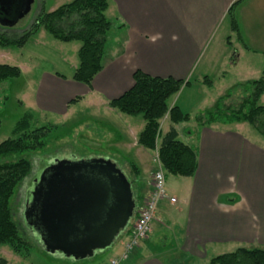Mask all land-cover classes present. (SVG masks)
Returning a JSON list of instances; mask_svg holds the SVG:
<instances>
[{"label":"crops","instance_id":"crops-1","mask_svg":"<svg viewBox=\"0 0 264 264\" xmlns=\"http://www.w3.org/2000/svg\"><path fill=\"white\" fill-rule=\"evenodd\" d=\"M107 3L105 16L114 25L105 46L102 70L90 86L72 80L79 65L80 44L62 43L72 45L68 50L61 46L59 53L62 67L68 66L63 69L68 75L55 71L32 78L21 90L22 97L18 100L21 107L64 121L76 114L74 107L78 103L86 105L94 117L102 112L116 115L108 106L109 101L129 90L133 73L141 71L151 77L188 81L167 105L169 109L178 107L193 123L195 116L210 110L232 86L262 76L264 0H107ZM9 57L10 47L0 49V64H5ZM185 91L187 97L182 100ZM195 93L205 105L193 104L188 112L186 106ZM76 98L79 101L71 104ZM262 101L264 94L259 103ZM164 118L166 130L162 135L174 128L178 140L180 132L192 138L190 132L186 133L189 122L172 125L167 122L168 115ZM121 124L131 137L108 146L126 156L136 151L134 159L128 156L132 159L129 165L140 173L136 196L142 190L145 196L151 191L152 176L148 173L153 167L146 157L150 151L137 144L145 124L128 119ZM195 128L196 124H192L190 129ZM253 132L246 123L198 128L193 146L197 151L196 172L190 178L174 177L180 179L175 184L181 183L178 212L182 216L173 222L176 231V235L172 231L173 242L168 247H158L150 240L155 230L163 226L157 212L159 204L177 203L173 193H167L175 202L165 199L158 204L153 224L160 227L153 229L152 224L148 237L121 264H208L212 258L240 248H264V138ZM98 158L108 159L119 167L118 158ZM136 163H140L139 167Z\"/></svg>","mask_w":264,"mask_h":264},{"label":"trees","instance_id":"trees-1","mask_svg":"<svg viewBox=\"0 0 264 264\" xmlns=\"http://www.w3.org/2000/svg\"><path fill=\"white\" fill-rule=\"evenodd\" d=\"M107 8V0H72L50 13H44L41 8L33 23L21 33L17 32V29L14 30L15 28L0 26V48H22L37 28L42 27L52 39L60 43L80 44L77 52L79 65L72 80L90 86L94 77L102 70L105 46L114 25L105 16ZM20 76L19 68L0 65V85L16 80ZM132 80V87L118 98L110 100L108 106L127 117L142 118L145 125L138 135L137 144L148 151L156 150L157 158L165 174L173 177H193L197 168L196 148L178 140V134L174 128H170L163 137H160L159 129V121L166 115L172 125L189 121L188 114L183 113L176 106L169 109L167 105L168 100L178 94L189 82L173 78L151 77L141 71H135ZM204 82L210 84L208 80ZM3 90L0 106L7 100L6 89ZM236 93L240 95V101L231 105L228 100ZM263 94L264 71L258 80L232 86L217 99L210 110L195 116L196 134H198V128L212 124L246 123L257 135L264 138V106L259 105V99ZM78 101L79 98H76L70 103L74 104ZM31 121L32 115L25 114L12 130L14 138L0 143V160H2L0 163V246H9L16 255L30 253L32 243L25 234H33L24 218L26 206L22 214V223L18 221L12 208L11 198L14 191L20 188L32 173L31 159L24 157L16 159V157L44 151L50 134L47 127L31 130ZM190 133L193 132L190 131ZM41 164L37 173L48 166L47 161H41ZM130 167L138 183V171L134 166L130 165ZM31 187L32 182L27 192ZM27 192L24 197L25 205L29 200ZM136 195L137 191L134 193V196ZM129 229L130 227L125 233H128ZM0 264L10 263L0 258ZM208 264H264V250L240 248L232 253L216 256Z\"/></svg>","mask_w":264,"mask_h":264},{"label":"rangeland","instance_id":"rangeland-1","mask_svg":"<svg viewBox=\"0 0 264 264\" xmlns=\"http://www.w3.org/2000/svg\"><path fill=\"white\" fill-rule=\"evenodd\" d=\"M71 1L72 0H33L28 16L14 30L17 29V32L21 33V31L29 28L38 12L40 11L39 9L42 8V11L44 13H50L56 10L58 7L70 3ZM37 29H39V32L35 35H32L23 48L10 47L11 57H9V59L5 61V64H0L17 67L21 71L22 75L16 80H10L0 85V102H2L1 93L4 92L3 89H6L7 95V100L2 106H0V143L4 142L5 140L14 138L12 130L14 129L15 124L27 113H30L32 115V121L30 122L31 130L40 127H47L50 130V134L47 137V145L44 151L28 153L23 156L16 157V159H18L19 157L31 159L32 162L31 175L25 180L24 184L20 188H16V190L14 191V195L11 198V203L13 205L12 208L16 213L18 221L22 223V214L24 207L26 206L24 204V197L27 189L29 188L30 182H32L31 179L35 178L37 172L41 168V161L49 162V160L50 164H53L55 161H79L84 159H94L100 156L118 158V168L124 174L125 178L130 184L134 200L136 198V205L138 208L137 210H139L143 204V201L148 197L149 194L144 196L142 190L139 193V197L134 196L135 191H137L138 189V186L136 188L137 179L131 172L129 162L131 163L132 159H134L133 156L137 155V153L136 151H133L132 154H127L126 156V154L119 152L117 148L108 145L109 143H114L124 138L128 140L129 137H131V134H129L130 132L123 129V126L121 124L122 121L128 119L143 122L141 117H127L118 113L116 110L114 111L116 112V115H106L102 112L101 114L94 117L93 112L90 111L86 105L78 103L74 107V112H76V114H74V116L72 117H69L67 121H64L61 117L53 115H43L34 110H30L27 107L25 109L24 107L20 106V101L18 102V100H21L22 97L23 91L21 90L25 85L28 84V82L32 78H38L45 72L55 71L63 75H68V71L63 70L68 66L62 67L63 63L60 61L59 53L61 52L60 48H63L61 46H64V48L68 50L72 45H64L52 39V37L48 35L42 29V27H38ZM34 54L37 55V57ZM186 97L187 92L185 91L181 99H186ZM173 99L169 101V104L172 103ZM191 99L192 102L190 103V105L186 106L188 112L190 111V109H192L193 104L196 105V103H199V106L202 103L201 107L205 105L203 102H199L201 97L197 95V93H195V95L192 94ZM22 101L26 100L22 98ZM239 101L240 95L238 93L233 95L228 100L231 105H235ZM184 103L187 104V102ZM259 105L264 106V101L260 102ZM98 118H101V120H99ZM167 122H169V119L167 120ZM192 124H196L195 121H193V123H187L188 129L186 132H193L191 134V139H188V134H181L180 127L178 128V130L180 132L181 142H184L190 146H195L194 141H197V129H190L192 127ZM159 125L160 137H163L166 133L164 135H162L161 133H164L166 130V119L162 118L159 121ZM128 156L133 158L131 159ZM146 157L147 161H150L151 159L150 165L152 164L153 166L151 167L150 174L148 173V176L150 175L151 177L155 170V166L152 163V160L154 158H157L156 150L147 152ZM14 159L15 158H13V160ZM123 160H126L127 162ZM0 163H2V160H0ZM139 165L140 163H136L137 167H139ZM161 170L165 176V189L168 194L173 193L174 198L177 200V203L173 205H169L168 203H166L163 204V206L159 204L157 212L158 214H161V216H159V221L163 224V226L160 227L157 224H153V229H156L158 227H160L161 229L157 231L155 230L153 235L150 236V240L154 243L155 246L161 247L162 245L164 247H168L169 243L173 242L172 231H174L176 235V231L173 230L172 227L173 222L179 221L182 216L178 212L181 197V193L179 192L181 189V183H176V185L175 182H178L180 179L165 174L162 167ZM138 174H140L139 171ZM143 177L144 176H142V178ZM27 232L30 231L27 230ZM25 235L27 236L26 238L30 239L32 243V249L30 250V253H23L24 255H16L9 246L3 245L0 246V258L5 259L10 264H104L111 258L115 257L121 251L122 243L128 239L126 234L120 235L109 249H106L105 251L100 253H95L91 257L86 259L73 260L72 258H67L58 253L51 254L45 252L41 247L38 238L34 234L26 233ZM259 249L264 250V248Z\"/></svg>","mask_w":264,"mask_h":264},{"label":"water","instance_id":"water-1","mask_svg":"<svg viewBox=\"0 0 264 264\" xmlns=\"http://www.w3.org/2000/svg\"><path fill=\"white\" fill-rule=\"evenodd\" d=\"M33 0H0V26L17 28ZM24 211L43 250L82 260L109 249L136 208L130 184L108 159L55 161Z\"/></svg>","mask_w":264,"mask_h":264},{"label":"built area","instance_id":"built-area-1","mask_svg":"<svg viewBox=\"0 0 264 264\" xmlns=\"http://www.w3.org/2000/svg\"><path fill=\"white\" fill-rule=\"evenodd\" d=\"M152 163L155 166V170L152 175L151 191L143 201L140 209L137 210L136 218L128 233H125L128 239L122 243L121 251L104 264H121L127 261L130 253L151 233L158 204L165 199H168L171 203L175 202L174 198H168L165 189V176L161 170L158 158H154Z\"/></svg>","mask_w":264,"mask_h":264},{"label":"flooded vegetation","instance_id":"flooded-vegetation-1","mask_svg":"<svg viewBox=\"0 0 264 264\" xmlns=\"http://www.w3.org/2000/svg\"><path fill=\"white\" fill-rule=\"evenodd\" d=\"M47 167L44 169V170H42L40 173H37L36 174V176H35V178L33 179V181H32V187L28 190V192H27V197L29 198V200H28V202H27V205H26V208H25V210L28 208V206L30 205V203H31V201H32V193H33V191H34V189H37L38 187H40V182H41V179L43 178V180H44V178H45V176H47V170L51 167V166H53L54 165V163L53 164H50V161L49 162H47ZM24 210V211H25ZM135 210H136V208H135ZM135 210H134V214H135ZM133 214V217L129 220V223H128V225H127V227L130 225V224H132V222H133V220H134V217H135V215ZM127 227L125 228V229H127Z\"/></svg>","mask_w":264,"mask_h":264}]
</instances>
